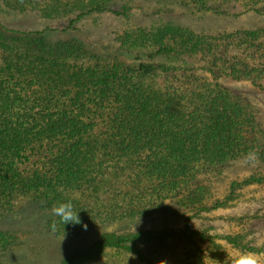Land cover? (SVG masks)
<instances>
[{
  "label": "trees",
  "instance_id": "obj_1",
  "mask_svg": "<svg viewBox=\"0 0 264 264\" xmlns=\"http://www.w3.org/2000/svg\"><path fill=\"white\" fill-rule=\"evenodd\" d=\"M152 4L226 17L264 14V0H0V212L13 211L21 195L36 204L31 218L0 228V249L12 243V229L37 219L54 237L99 233L96 243L62 264H87L105 251L129 252L153 264L135 246L179 234L130 232L151 215L163 208L209 212L242 187L264 185L263 173L233 182L229 196L210 207L204 189L193 186L198 175L250 151L264 166V132L256 116L219 84L230 78L264 90V61L252 44L264 39V29L212 36L172 24L132 29L100 55L73 36L87 19L127 17ZM35 22L45 27L16 28ZM238 42L248 44L241 54L232 52ZM43 141L59 143L56 172L26 180L20 168L28 149ZM65 190L82 196L72 199ZM68 200L86 231L52 215L54 205ZM225 239L243 250L264 251Z\"/></svg>",
  "mask_w": 264,
  "mask_h": 264
},
{
  "label": "rangeland",
  "instance_id": "obj_2",
  "mask_svg": "<svg viewBox=\"0 0 264 264\" xmlns=\"http://www.w3.org/2000/svg\"><path fill=\"white\" fill-rule=\"evenodd\" d=\"M34 24L35 26H31L24 23L16 28L35 30L45 27L44 23ZM167 24L189 29L197 35L212 36L264 29V14L249 12L240 17H226L211 12H189L176 5L152 4L132 10L127 17L104 14L87 19L77 25L79 32L73 36L92 46L100 55L107 46L116 48L115 38L125 31ZM252 44L253 51L258 50L256 57L260 62L264 61V39ZM247 45L238 42L232 52L241 54L247 49ZM226 49L227 45L222 44L219 46V53L224 54ZM219 84L231 91L256 116L264 132V90L253 87L250 82L230 78H222ZM58 146L59 143L50 141L31 146L27 152L28 160L20 168L23 178L29 180L35 173L44 178L54 176ZM260 173L264 174V166L259 161L249 164L240 159L223 168L198 175L193 186L199 184L204 189V204L210 207L229 196L233 182H241ZM63 193L72 199L82 196V192L72 190H65ZM35 209L36 204L29 196H18L13 211L0 212V228H11L12 223L31 218ZM138 226L130 232L174 231L179 234L164 243L135 246L153 264H224L228 253L243 250L229 244L225 239L227 237L236 238L248 246L264 248V185L242 187L235 191L232 201L209 212L188 215L176 209L163 208ZM11 234L12 243L0 249V264H62L71 253L86 249L99 239V233H89L78 239L54 237L37 219L29 226L12 229ZM87 264L147 262L129 252L105 251Z\"/></svg>",
  "mask_w": 264,
  "mask_h": 264
},
{
  "label": "clouds",
  "instance_id": "obj_3",
  "mask_svg": "<svg viewBox=\"0 0 264 264\" xmlns=\"http://www.w3.org/2000/svg\"><path fill=\"white\" fill-rule=\"evenodd\" d=\"M257 159V153L254 151H250L244 157V161L249 164H255ZM51 212L52 215L58 217L59 222L64 225H81L85 231L88 228V225L82 222L79 212L75 209L71 200L54 205ZM51 230L52 232L57 230V221L54 220L52 222ZM224 264H264V251L240 250L228 253V258L225 260Z\"/></svg>",
  "mask_w": 264,
  "mask_h": 264
}]
</instances>
